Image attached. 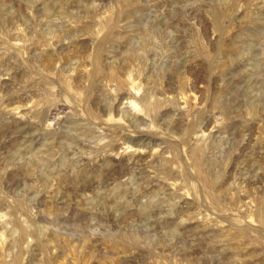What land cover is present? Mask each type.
Masks as SVG:
<instances>
[{
    "label": "rangeland",
    "instance_id": "rangeland-1",
    "mask_svg": "<svg viewBox=\"0 0 264 264\" xmlns=\"http://www.w3.org/2000/svg\"><path fill=\"white\" fill-rule=\"evenodd\" d=\"M130 1L0 0V264L19 253L7 244L22 225V264H264V0L252 6L254 19L236 4L221 28L213 14L235 0ZM99 40L104 62L128 65L136 84L90 91V79L72 78ZM195 160L215 187L199 179Z\"/></svg>",
    "mask_w": 264,
    "mask_h": 264
},
{
    "label": "bare ground",
    "instance_id": "bare-ground-1",
    "mask_svg": "<svg viewBox=\"0 0 264 264\" xmlns=\"http://www.w3.org/2000/svg\"><path fill=\"white\" fill-rule=\"evenodd\" d=\"M121 2L123 1L125 4H127V5H131V4H133V1H130V0H120ZM205 1V0H204ZM225 1V3H227L226 2V0H224ZM230 0H228V2H229ZM201 2V1H200ZM223 2V1H222ZM231 2V1H230ZM229 2V3H230ZM258 1L257 0H235L234 1V3L235 4H233L232 2L230 3L231 4V6H229V8H227L228 7V5H230V4H227V6H226V8H224V5H223V8H224V10H226V12H219V11H215L214 12V14H213V17H214V21H215V23L217 24V26H219L220 28L222 27V26H224L223 24V22H222V17H224V16H226V15H230V13L231 12H233V10H236L235 9V6H236V4H237V7L236 8H238V5L240 6V8H243V6H245L244 7V9H242L243 10V16H244V18L246 17H248V19L250 18V19H254V14H256L255 12H257V11H255V9H253V7L252 6H256L258 3H257ZM261 2V1H260ZM263 2V1H262ZM261 2V3H262ZM205 3V2H204ZM209 3V2H208ZM211 4V3H210ZM224 4V3H223ZM233 4V5H232ZM48 5V4H47ZM134 5V4H133ZM263 5H264V3H263ZM260 6V5H259ZM211 7H213V6H211ZM217 7V6H216ZM258 7V6H257ZM48 8V7H47ZM255 8V7H254ZM217 9V8H216ZM215 9V10H216ZM237 10H241V9H237ZM236 10V11H237ZM257 10V9H256ZM259 10V9H258ZM261 10V9H260ZM28 11V10H27ZM235 11V12H236ZM255 11V12H254ZM108 12V11H107ZM260 12V11H259ZM258 12V13H259ZM234 13V12H233ZM238 13V12H237ZM240 13V12H239ZM264 13V12H263ZM260 14V13H259ZM261 14H262V12H261ZM232 15V14H231ZM238 15H240V14H238ZM242 15V14H241ZM111 16V15H110ZM109 16V17H110ZM114 16V15H113ZM242 16V17H243ZM262 16V15H261ZM264 16V15H263ZM240 17V16H239ZM258 17V16H257ZM107 18V17H106ZM256 18V17H255ZM10 19V18H9ZM243 19V18H242ZM242 19H241V21H242ZM226 20H227V18H226ZM232 20L233 19H231V16H230V18L227 20L229 23H232ZM247 20V19H246ZM257 20H259V19H257ZM105 21V20H104ZM223 21H225V20H223ZM249 21V20H248ZM102 22V21H101ZM106 22H108V21H106ZM109 22H111V20H109ZM113 22H114V20H113ZM243 22V21H242ZM251 22V21H250ZM86 24V23H85ZM103 24H104V22H103ZM107 24V23H106ZM105 24V25H106ZM111 24V23H110ZM225 24H226V22H225ZM234 24V23H233ZM108 25V24H107ZM106 25V26H107ZM262 25V24H261ZM225 27V26H224ZM107 28V27H106ZM86 29H88V27L86 28ZM111 30H112V28H111ZM23 31V30H22ZM92 31V30H91ZM230 31V30H229ZM231 32V31H230ZM17 33V32H16ZM92 34H90V37H92V38H95V37H98V35H99V32H91ZM110 33H111V31H110ZM109 33V34H110ZM227 34H229V32H227ZM232 34V33H231ZM108 36V35H107ZM53 37V36H52ZM229 37V36H228ZM106 38V37H105ZM225 39V38H224ZM223 39V40H224ZM15 41V40H14ZM26 41V40H25ZM40 41V40H39ZM52 41H54V40H52ZM57 41L58 42H64V43H73L74 41H76V40H69V41H67V40H55L54 42H56L57 43ZM78 41V40H77ZM100 41V43L98 44V46L96 47L95 46V50L93 51V52H89L90 54H87L84 58H80L79 59V63H78V65L76 66V70H74L75 69V66H71L72 67V69H73V67H74V73H73V77L72 78H74L75 80H77L79 77L81 78V77H84V78H86V79H90V85H89V87H90V91L92 90L91 88H93V87H95L96 85L98 86V84L100 83H102V82H106L107 83V81H115L116 82V84L117 85H119V86H123V85H126V84H131L132 83V78H131V76H133L132 75V73L130 74L129 73V71H128V65H126V64H118V65H107L106 64V62H104V60H103V54H102V47H101V44H102V42L104 43V40H99ZM16 42L17 41H15L14 43L16 44ZM20 42V41H19ZM18 42V44H20ZM45 42V41H44ZM43 42V43H44ZM94 42V41H93ZM107 42V41H106ZM35 43V42H34ZM39 43V42H38ZM41 43H42V41H41ZM47 43V42H46ZM53 43V42H52ZM55 43V44H56ZM79 43V42H78ZM82 43H84L83 42V40H82ZM81 43V44H82ZM22 44V43H21ZM20 44V45H21ZM25 44V43H24ZM31 44H32V42H31ZM62 44V43H61ZM77 44V43H76ZM76 44H74V45H76ZM85 44V43H84ZM88 44V43H87ZM86 44V45H87ZM156 44H157V42H156ZM17 45V44H16ZM23 45V44H22ZM22 45L19 47V48H21L22 47ZM29 45V44H28ZM38 45H40V44H38ZM50 44H49V42H48V46H49ZM52 45V44H51ZM69 45H71V44H69ZM79 45V44H78ZM77 45V46H78ZM93 45V44H92ZM96 45V44H95ZM226 45H227V43H226ZM225 45V43H223V47L225 48V51H226V53H230V51H231V47H230V49H227L226 46ZM43 47H44V44L42 45ZM68 46V45H67ZM81 46H84V45H81ZM94 46V45H93ZM92 46V47H93ZM229 46V45H228ZM6 47V46H5ZM29 47H30V45H29ZM32 47V46H31ZM34 47H35V44H34ZM37 47V46H36ZM39 47V46H38ZM51 47V46H50ZM72 47V46H71ZM70 47V48H71ZM88 47V46H87ZM222 47V48H223ZM17 48H18V46H17ZM26 48H28V46L26 47ZM26 48H21V49H26ZM48 48V47H47ZM62 48V47H61ZM65 47H63L62 49H64ZM70 48H68V49H70ZM81 48V47H80ZM229 48V47H228ZM21 49H18V50H21ZM37 49V48H36ZM40 49V48H39ZM42 49V48H41ZM82 49V48H81ZM81 49H79V50H81ZM87 49H89V48H87ZM30 50V49H29ZM43 50V49H42ZM45 50V49H44ZM43 50V51H44ZM73 50V49H72ZM26 51V50H25ZM28 51V50H27ZM46 51V50H45ZM68 50H66V52H67ZM71 51V50H70ZM91 51V50H90ZM202 51V50H201ZM9 52V51H8ZM24 52V51H23ZM35 52H36V50H35ZM46 52H50L49 50L48 51H46ZM52 52V51H51ZM72 52V51H71ZM70 52V53H71ZM74 52V51H73ZM79 52V51H78ZM80 52H82V51H80ZM42 53V52H41ZM76 53V52H75ZM86 53V52H85ZM232 53V52H231ZM20 54V53H19ZM18 54V55H19ZM65 54H67V53H65ZM73 54V53H72ZM29 55H30V53H29ZM32 55V54H31ZM37 55V54H36ZM69 55V54H68ZM75 55V54H74ZM78 55V54H77ZM79 55H81V54H79ZM67 56V55H66ZM70 56V55H69ZM228 56V55H227ZM22 57V56H21ZM39 57V56H38ZM56 58H58L59 57V55H58V57L57 56H55ZM81 57H83L82 55H81ZM136 57V56H135ZM225 57H226V55H225ZM23 58V57H22ZM31 58V57H30ZM34 58H35V56H34ZM52 58V57H51ZM50 58V59H51ZM134 58V57H133ZM25 59V58H24ZM45 59V58H44ZM43 58H42V60H44ZM74 59L76 60V58H75V56H74ZM78 59V58H77ZM111 59H112V57H111ZM116 59V58H115ZM129 59V58H128ZM58 60V59H57ZM60 60V59H59ZM108 60V59H107ZM107 60H105V61H107ZM109 60H110V58H109ZM109 60H108V62H109ZM127 60V59H126ZM141 60H142V58H141ZM225 60V59H224ZM113 61V60H112ZM119 61V60H118ZM117 61V62H118ZM131 61V60H130ZM148 61V60H147ZM34 62V61H33ZM53 62V61H52ZM137 62V61H136ZM51 63V62H50ZM63 63V62H62ZM76 63H77V61H76ZM111 63V62H110ZM126 63V62H125ZM128 63V62H127ZM131 63H132V61H131ZM142 63V62H141ZM172 63V62H171ZM31 64V63H30ZM53 64V63H52ZM61 64V63H60ZM66 64V63H65ZM74 64V63H73ZM73 64H71V65H73ZM37 66H38V64H36ZM40 65V64H39ZM44 65V64H43ZM64 65V64H63ZM69 65V64H68ZM89 65V66H88ZM131 65V64H130ZM36 66V67H37ZM133 66V65H132ZM38 67H41V66H38ZM59 67V66H58ZM62 67V66H61ZM69 67V66H68ZM140 67V66H139ZM144 67V66H143ZM34 68V67H33ZM44 68V69H43ZM41 67V69H42V72L45 70V72L47 71V73H56V71H55V67L54 66H51V65H48V64H46L45 65V67ZM32 69V68H31ZM30 69V70H31ZM40 69V68H39ZM38 69V72L39 71H41V70H39ZM67 69H69V68H67ZM130 69H132V67L130 68ZM133 69H134V67H133ZM136 69H138V67L136 68ZM57 70V69H56ZM72 71V70H71ZM63 72V71H62ZM61 72V73H62ZM73 72V71H72ZM35 73V72H34ZM64 73V72H63ZM66 74H67V76H69L70 75V72H69V75H68V73L67 72H65ZM64 73V74H65ZM24 74V73H23ZM37 74H42V73H37ZM36 74V76H38L39 77V75H37ZM65 74V75H66ZM11 75V74H10ZM59 75H61V74H59ZM63 75V74H62ZM41 76V75H40ZM42 76H43V74H42ZM41 76V77H42ZM44 77H46V76H43V78ZM54 77V76H53ZM53 77L51 78V79H53ZM63 77V76H62ZM2 78V77H1ZM49 78V77H48ZM55 78V77H54ZM70 79H72L71 77H69ZM83 78V79H84ZM135 78V77H134ZM50 79V78H49ZM61 79V78H60ZM62 79H65V78H62ZM97 79V80H96ZM46 80V79H45ZM48 80V79H47ZM55 80V79H54ZM79 80V79H78ZM2 81H4L3 79H2ZM49 81V80H48ZM51 81V80H50ZM61 81V80H60ZM87 81V80H86ZM56 82V81H55ZM55 82H52L53 84L55 83ZM88 82V81H87ZM136 82V81H135ZM134 81H133V83L132 84H136ZM61 83V82H60ZM78 83V82H77ZM101 84V85H105V84ZM111 83H113V82H111ZM56 84L58 85V82H56ZM62 84V83H61ZM60 84V85H61ZM84 84V83H83ZM99 84V85H100ZM131 84V85H132ZM47 85H48V83H47ZM63 85V84H62ZM72 85V84H71ZM71 85H70V83L69 82H67V80H65L64 81V87L65 88H68V90L67 89H65V90H67V91H69V89L70 90H72L73 88L71 87ZM74 85H76V83L74 84ZM78 85V84H77ZM80 85H82V84H80ZM85 85V84H84ZM86 85H87V83H86ZM107 85V84H106ZM130 85V86H131ZM51 86V84L49 85V87ZM53 86V85H52ZM52 86H51V88H52ZM56 86V85H55ZM83 86V85H82ZM114 86H116V85H114ZM180 86H181V84H180ZM179 86V87H180ZM63 87V86H62ZM80 87V86H79ZM88 87V86H87ZM99 87V86H98ZM97 87V88H98ZM104 87V86H103ZM46 87H44V89H45ZM55 88V87H54ZM60 88H61V86H60ZM72 88V89H71ZM85 88V87H84ZM83 88V89H84ZM116 88V87H115ZM125 88V87H124ZM126 88H128V87H126ZM47 89V88H46ZM46 89H45V91H46ZM61 89H64V88H61ZM87 89H89V88H87ZM96 89V88H95ZM105 89V88H104ZM118 89V88H117ZM139 89V88H138ZM138 89H136V90H138ZM40 90H41V88H40ZM39 90V91H40ZM49 90V89H48ZM77 89L75 88V91H76ZM109 90H110V88H109ZM108 90V91H109ZM134 90V89H133ZM136 90H134V92L136 91ZM42 91H43V89H42ZM79 91H80V88H79ZM86 91V90H85ZM111 91V90H110ZM117 91V90H116ZM124 91V90H123ZM127 91V90H126ZM129 91V90H128ZM140 91V90H139ZM47 92V91H46ZM49 92V91H48ZM74 92V90L71 92V93H73ZM83 92V91H82ZM97 92H98V90H97ZM102 92V91H101ZM41 93V92H40ZM43 93V95L44 94H46V93H44V92H42ZM49 93H51V92H49ZM75 93H78L79 94V92H78V90H77V92H75ZM84 93V92H83ZM87 93V94H86ZM86 93H84L85 94V97L88 95V93L89 92H87L86 91ZM92 93V92H91ZM94 93V92H93ZM100 93V92H99ZM105 93H107V92H105ZM120 93V92H119ZM136 93V92H135ZM74 94V93H73ZM70 95H72V94H70ZM75 95H77V94H75ZM93 95V94H92ZM190 95V94H189ZM41 96V95H40ZM45 96V95H44ZM79 96V95H78ZM77 96V97H78ZM83 96V95H82ZM81 96V93H80V96L78 97V98H80V97H82ZM89 96V95H88ZM102 95L100 94V97H101ZM48 97V96H47ZM60 97H61V95H60ZM84 97V96H83ZM169 97V96H168ZM168 97H167V99L166 98H164V99H166V100H169L168 99ZM45 98V97H44ZM43 98V99H44ZM89 98V97H88ZM173 98V97H172ZM186 99H187V97H185ZM51 99H52V97H51ZM51 99H48V101H50ZM58 99V98H57ZM69 99V98H68ZM74 99H77L76 97H74ZM101 99V98H100ZM153 99V98H152ZM157 99V98H156ZM159 99V98H158ZM161 99V98H160ZM171 99V98H170ZM175 99H176V97H175ZM41 100H42V98H41ZM131 100V99H130ZM148 100H149V98H148ZM148 100H146V98H145V101L147 102L146 104H145V102H144V104L147 106V108H148V112H149V110L151 109L152 110V108L153 107H155L154 106V103H152L151 101H149L148 102ZM32 101V100H31ZM53 102H56V101H54V99L52 100ZM101 101V100H100ZM177 101V100H176ZM183 101V100H182ZM40 102V101H39ZM45 101L43 100V102H41V103H44ZM47 102V101H46ZM45 102V104H47ZM91 102H92V100H91ZM91 102H89L90 104H91ZM99 102V101H98ZM117 102V101H116ZM124 102V101H123ZM129 102V101H128ZM131 103H133V104H136V102L134 101V100H131L130 101ZM162 102V101H161ZM185 102V101H184ZM48 103H50V102H48ZM52 103V102H51ZM57 103V102H56ZM85 103V102H84ZM88 103V104H89ZM159 103V101H157L156 102V104H158ZM166 103H168L167 101H166ZM37 104H38V102H37ZM40 104V103H39ZM73 104V103H72ZM77 104H79V103H77ZM162 104V103H161ZM170 104V103H169ZM172 104H173V102H172ZM33 105V104H32ZM31 105V106H32ZM35 105H36V103H35ZM47 105H50V104H47ZM60 105V104H59ZM75 105V104H74ZM86 105V104H85ZM84 105V106H85ZM124 105V104H123ZM137 105V104H136ZM144 105V106H145ZM164 105V104H163ZM171 105V104H170ZM24 106V105H23ZM28 106H30V105H28ZM34 106V105H33ZM33 106H32V108H33ZM38 107H39V105H37ZM41 106V105H40ZM50 106H52V105H50ZM72 106V105H71ZM80 106L81 105H79V108H80ZM109 106V105H108ZM111 106V105H110ZM132 106V105H131ZM135 106V105H134ZM134 106H132V107H134ZM168 106V105H167ZM174 106H175V103H174ZM173 106V107H174ZM176 106H177V104H176ZM15 107V106H14ZM13 107V108H14ZM26 107H27V105H26ZM36 107V106H35ZM82 107V106H81ZM124 107V106H123ZM142 107V106H141ZM158 107H159V105H158ZM161 107V106H160ZM178 107V106H177ZM1 108H2V106H1ZM18 108H19V106H18ZM18 108H16V110L18 109ZM60 108V107H59ZM77 108V107H76ZM85 108V107H84ZM90 108V107H89ZM95 108V107H94ZM144 108V107H143ZM186 108V107H185ZM7 109V108H6ZM12 109V108H11ZM15 109V108H14ZM14 109L11 111V112H14ZM22 109V108H21ZM30 109V108H29ZM34 109V108H33ZM37 109V108H36ZM42 108H40L39 110H40V112L42 111L41 110ZM48 109V108H47ZM81 109V112H82V109L83 108H80ZM96 109V108H95ZM102 109V108H101ZM112 109V108H111ZM118 109V108H117ZM125 109V108H124ZM155 109V108H154ZM9 110V109H8ZM7 110V111H8ZM25 110V109H24ZM49 110V109H48ZM47 110V111H48ZM56 110V107L54 106V107H52L51 108V110H49V113L48 112H45L44 113V119H48V116H56L57 115V113H58V111H60V110H58V111H55ZM78 110V109H77ZM89 109H87V111H88ZM103 110V109H102ZM108 110H110V108L108 109ZM133 110V109H132ZM169 110H172V109H169ZM187 110V109H186ZM29 111V110H28ZM31 111V110H30ZM30 111H29V113H30ZM69 111V110H68ZM91 111V113L94 115V116H97L96 118L97 119H99L98 117H99V115L100 114H98L97 113V111H93V110H90ZM105 111H107V110H103V112H105ZM26 112H27V110H26ZM78 112V111H77ZM146 112V111H145ZM154 112V111H153ZM184 112H186V111H184ZM16 113V112H15ZM32 113H33V111H32ZM34 113H35V111H34ZM33 113V114H34ZM70 113V112H69ZM71 113H72V111H71ZM80 113V112H79ZM108 113V112H107ZM106 113V114H107ZM109 113H111L110 111H109ZM132 113H134V112H132ZM136 113V112H135ZM138 113H140V112H138ZM137 113V114H138ZM11 114V113H10ZM14 114V113H13ZM13 114H12V117H13ZM32 114V115H33ZM59 114H62V113H59ZM73 114H77V113H75V112H73ZM72 114V115H73ZM87 114V113H86ZM140 114H145L144 112L142 113H140ZM149 114H151V113H149ZM16 115V114H15ZM20 115H21V113H20ZM23 115H24V113H23ZM22 115V116H23ZM27 115V114H26ZM32 115H29V116H32ZM62 115H64V113L62 114ZM70 115V114H69ZM78 115V114H77ZM81 115V114H80ZM103 115V114H102ZM105 115V114H104ZM110 115V114H109ZM112 113H111V117H112ZM146 115V114H145ZM144 115V116H145ZM148 115V114H147ZM16 116H18V114L16 115ZM79 116V115H78ZM108 116V115H107ZM24 117V116H23ZM26 117V116H25ZM35 117V116H34ZM88 117V116H87ZM146 117V116H145ZM15 117H13V119H14ZM30 118V117H29ZM39 118V117H38ZM43 118V117H42ZM42 118H41V120H42ZM65 118V117H64ZM103 118H104V116H103ZM15 119H17V118H15ZM31 119H32V117H31ZM34 119V118H33ZM53 119V118H52ZM56 119V118H55ZM58 119V118H57ZM60 119V118H59ZM81 119H83V118H81ZM107 119V118H106ZM111 118H109V120H110ZM38 120V119H37ZM37 120H35V121H37ZM79 120V119H78ZM44 121V120H43ZM48 121V120H47ZM56 121V120H55ZM54 121V122H55ZM65 121V120H64ZM73 121H74V119H73ZM99 121V120H98ZM99 122H101V121H99ZM40 123H41V121H40ZM42 123H44V122H42ZM47 123V122H46ZM45 123V124H46ZM51 123V122H50ZM59 123H61L60 121H59ZM70 123V122H69ZM72 123H76V122H72ZM57 124V123H56ZM100 124V123H99ZM39 125H41V124H39ZM49 125V124H48ZM54 125V124H53ZM81 125V124H80ZM90 125V124H89ZM199 125V124H198ZM10 126V125H9ZM44 126V125H43ZM47 126V125H46ZM55 127V126H54ZM82 128H83V125L81 126ZM87 127H88V125H87ZM111 127V126H110ZM39 128V127H38ZM44 129V128H43ZM48 129V128H47ZM54 129V128H53ZM58 129V128H57ZM60 129V128H59ZM92 129H93V127H92ZM41 130H42V128H41ZM51 130V129H50ZM56 130V129H55ZM2 131V130H1ZM89 131V130H88ZM93 132V131H92ZM200 132V134H195V136L197 137V138H200L203 134L201 133V131H199ZM202 132H203V130H202ZM2 133H4V131L2 132ZM49 133V132H48ZM90 133V132H89ZM205 133V132H204ZM46 134V133H45ZM83 134V133H82ZM1 135V134H0ZM53 135V134H52ZM55 135V134H54ZM102 138V137H101ZM100 138V139H101ZM196 138V139H197ZM53 139V138H52ZM9 141V140H8ZM51 141V140H50ZM53 141H54V139H53ZM81 141V140H80ZM200 141V140H199ZM198 141V142H199ZM202 141V140H201ZM200 141V142H201ZM4 142V141H3ZM81 142H83V141H81ZM198 142H197V144H198ZM56 142H54V144H55ZM5 144V143H4ZM53 144V145H54ZM59 144V143H58ZM60 144H62V143H60ZM81 144H83V143H81ZM63 145V144H62ZM120 145V144H119ZM128 145V144H127ZM126 145V148H124V151L126 150V152H127V148L129 147V146H131V145H128L127 146ZM61 146V145H60ZM82 146V145H81ZM85 146V145H84ZM99 146L100 145H98V149L100 150V148H101V146H100V148H99ZM125 146V145H124ZM205 146V145H204ZM55 147H57V146H55ZM97 147V146H96ZM95 147V148H96ZM106 147V146H105ZM81 148V147H80ZM89 148V147H88ZM207 148V147H206ZM52 149V148H51ZM122 150V149H121ZM120 150V151H121ZM129 150V152H130V150H131V152L134 154V153H137L138 152V148H134V146L130 149H128ZM140 150H143V149H140ZM47 151H49V150H47ZM94 151V150H93ZM96 151H98V150H96ZM124 151H121V152H123V153H126V152H124ZM202 151H203V143H202V145H198V146H193V152H194V154H195V157L196 156H198V155H200V154H202ZM119 152V151H118ZM142 152V151H141ZM112 154V153H111ZM118 154V153H117ZM129 154H131V153H129ZM128 154V155H129ZM142 154V153H141ZM150 154V153H149ZM108 155V154H107ZM116 155V154H115ZM123 155H125V154H123ZM127 155V156H128ZM136 155V154H135ZM140 155V154H139ZM121 156V155H120ZM203 156H204V154H203ZM220 156V155H219ZM69 157V156H68ZM90 157V156H89ZM88 157V158H89ZM111 157V156H110ZM117 157V156H116ZM123 157V156H122ZM131 157H133V155L131 156ZM96 158V157H95ZM125 158H126V155H125ZM197 158H199V157H197ZM127 159H129V157L127 158ZM133 159V158H132ZM170 159V158H169ZM196 159V158H195ZM90 160V159H89ZM118 160V159H117ZM120 160V159H119ZM125 160V159H124ZM130 161H131V159H129ZM166 159H164V162L166 163V161H165ZM110 161V160H109ZM169 161V160H168ZM119 162V161H118ZM120 162H121V160H120ZM124 162V161H123ZM126 162V161H125ZM125 162H124V164H125ZM163 163V162H162ZM123 164V163H122ZM167 164V163H166ZM129 165V164H128ZM194 165L196 166L195 168H197V170H198V177H199V179L200 180H202L203 182H205V184L208 186V187H210V188H212V187H215L216 185L215 184H217L216 182H215V178H213L210 174H208V173H206V172H204L203 171V169H202V167H201V165H203V164H201L200 165V163H199V161L198 160H195V162H194ZM123 167H124V165H122ZM122 166H120V167H122ZM162 166V165H161ZM101 168V167H100ZM203 168H204V165H203ZM120 169V168H119ZM123 169H121V171H122ZM207 170V169H206ZM211 170V169H210ZM168 172V171H167ZM212 172V171H211ZM220 172V171H219ZM165 173H166V171H165ZM169 174V173H168ZM213 174V173H212ZM47 175V174H46ZM64 176V178H68V174H64L63 175ZM61 177V176H60ZM51 178V177H50ZM174 178V177H173ZM71 179H73V178H71ZM87 179V178H86ZM69 180V179H68ZM43 181V180H42ZM18 182V181H17ZM48 182H50V181H48ZM67 182V181H66ZM69 182H70V180H69ZM73 182V181H72ZM171 182V181H170ZM169 182V183H170ZM173 182V181H172ZM172 182H171V184H172ZM24 183V182H23ZM71 183V182H70ZM123 184V183H122ZM173 184H175V182L173 183ZM173 184H172V187H173ZM215 185V186H214ZM219 186V185H218ZM217 186V187H218ZM223 186V185H222ZM229 187V186H228ZM209 189V188H208ZM211 190V189H210ZM215 191V190H214ZM227 191V190H226ZM126 192V191H125ZM223 193H227V192H224V190L222 191ZM214 193V192H213ZM217 193V192H216ZM172 194V193H171ZM207 194H208V192H207ZM220 194V193H219ZM213 196V195H212ZM218 194L217 195H215V199H218ZM212 198V197H211ZM126 199V198H125ZM213 199H214V197H213ZM212 199V200H213ZM214 199V200H215ZM123 200H124V198H123ZM217 201V200H216ZM216 203V202H215ZM193 204V203H192ZM240 204V203H239ZM56 209V208H55ZM58 209V208H57ZM190 214V213H189ZM192 215V214H191ZM186 216V215H185ZM182 217V216H181ZM184 217V216H183ZM182 217V218H183ZM179 220V219H178ZM181 220H183V219H181ZM188 220V219H187ZM168 221V220H167ZM165 223V222H164ZM239 224V223H238ZM219 225V224H218ZM178 226V225H177ZM170 227V226H169ZM10 228V227H9ZM166 228V227H165ZM173 228V227H172ZM239 228V227H238ZM29 229V228H28ZM28 229L24 226V225H22L21 226V230H20V235H19V237H14L11 241H9V243L7 244V246H11V248H13V246L14 245H17V246H19V253L15 256V258H14V261H13V263L12 264H22L21 263V257H20V255H21V253L24 251V246H22V240H23V238H24V235H26L27 233H28ZM241 229H243V228H241ZM245 229V228H244ZM45 230V229H44ZM44 230H42L41 229V231H44ZM172 230V229H171ZM246 230V229H245ZM173 231V230H172ZM239 232V231H238ZM241 232V231H240ZM243 232V231H242ZM231 233V232H230ZM19 234V233H18ZM40 234L41 235H43L41 232H40ZM52 234V233H51ZM125 234V233H124ZM234 234V233H233ZM239 234H241V233H239ZM243 234V233H242ZM14 235H16V234H14ZM52 235H54V234H52ZM132 235V234H131ZM122 236V235H121ZM124 239H129V238H131V240L132 241H136V238H137V235L136 236H132V237H128V236H126V235H123L122 236ZM224 237V236H223ZM5 238V237H4ZM12 238V237H11ZM46 238V237H45ZM45 238H43V237H40L39 236V238L37 239V245L41 248V249H47L46 247H48L47 246V242L49 243V241H47V239H45ZM49 238V237H48ZM51 238V237H50ZM113 240V239H112ZM114 240H116V239H114ZM138 240V239H137ZM171 240V239H170ZM5 241V240H4ZM118 241V240H117ZM125 241V240H124ZM3 242V241H2ZM1 242V243H2ZM25 242H27V241H25ZM119 242V241H118ZM243 242V241H242ZM0 243V244H1ZM53 243V242H52ZM238 243V241L236 242V244ZM6 243H4V245H5ZM118 243H113V245L114 246H116ZM136 244V243H135ZM168 244V243H167ZM50 245V244H49ZM119 245V244H118ZM9 247H7V249H9ZM34 247V246H33ZM51 247V246H50ZM117 247V246H116ZM115 247V248H116ZM6 248V247H5ZM4 248V249H5ZM154 248V247H153ZM3 250V249H2ZM164 251V250H163ZM162 252V251H161ZM234 252V251H233ZM10 253V252H9ZM13 253V252H12ZM60 254V253H59ZM63 255V254H62ZM59 256V255H58ZM49 257H50V255H49ZM63 257V256H62ZM65 257V256H64ZM48 258V257H47ZM52 258H54V257H52ZM61 258V257H60ZM235 258V257H234ZM236 259V258H235ZM48 261L46 262V264H53V260L54 259H51V258H48L47 259ZM63 260V259H62ZM250 260V259H249ZM2 261V260H1ZM61 261V260H60ZM246 263V262H245ZM55 264V263H54Z\"/></svg>",
    "mask_w": 264,
    "mask_h": 264
}]
</instances>
